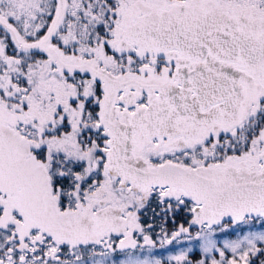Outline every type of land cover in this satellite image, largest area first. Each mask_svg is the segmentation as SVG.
<instances>
[{
  "label": "snow or ice",
  "instance_id": "1",
  "mask_svg": "<svg viewBox=\"0 0 264 264\" xmlns=\"http://www.w3.org/2000/svg\"><path fill=\"white\" fill-rule=\"evenodd\" d=\"M0 264H264V0H0Z\"/></svg>",
  "mask_w": 264,
  "mask_h": 264
}]
</instances>
